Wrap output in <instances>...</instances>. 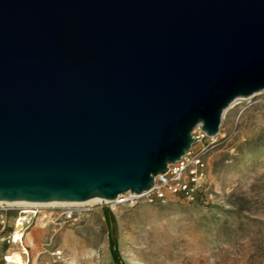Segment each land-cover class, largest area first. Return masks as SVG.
I'll return each instance as SVG.
<instances>
[{
	"label": "water",
	"instance_id": "1",
	"mask_svg": "<svg viewBox=\"0 0 264 264\" xmlns=\"http://www.w3.org/2000/svg\"><path fill=\"white\" fill-rule=\"evenodd\" d=\"M264 91V0H0V202L149 192Z\"/></svg>",
	"mask_w": 264,
	"mask_h": 264
},
{
	"label": "rangeland",
	"instance_id": "2",
	"mask_svg": "<svg viewBox=\"0 0 264 264\" xmlns=\"http://www.w3.org/2000/svg\"><path fill=\"white\" fill-rule=\"evenodd\" d=\"M204 161V203H84L71 220L68 205H11L0 264L16 252L24 264H264V91L224 112Z\"/></svg>",
	"mask_w": 264,
	"mask_h": 264
},
{
	"label": "built area",
	"instance_id": "3",
	"mask_svg": "<svg viewBox=\"0 0 264 264\" xmlns=\"http://www.w3.org/2000/svg\"><path fill=\"white\" fill-rule=\"evenodd\" d=\"M192 135L195 139V143L191 150L174 165H171L165 175H160L155 179V185L151 191L141 195L128 193L118 197L114 203H125L136 199H141L149 203L157 201L165 202L169 197H179L189 203H204L207 201L208 174L204 155L209 146L217 143L221 135V129L220 133L215 138H209L200 127H197ZM10 206L11 205L8 204L0 205V221L4 226L6 225L7 217L11 210ZM68 206L69 207H66L63 213L60 214V217L71 220L74 212L71 210V205ZM33 213L36 214V212ZM12 242H15L14 235L12 237ZM19 242H21V240ZM24 252H26V250H24ZM56 255L59 257L61 253L58 252ZM7 264L9 263L7 262Z\"/></svg>",
	"mask_w": 264,
	"mask_h": 264
},
{
	"label": "bare ground",
	"instance_id": "4",
	"mask_svg": "<svg viewBox=\"0 0 264 264\" xmlns=\"http://www.w3.org/2000/svg\"><path fill=\"white\" fill-rule=\"evenodd\" d=\"M108 202V201H103L101 199H94L91 201L86 202V204L89 203H96V202ZM3 203L0 202V205H2ZM84 203H46V204H39V203H25V202H18V203H8V205H12V206H27V207H31V206H57V205H61V206H67V205H71V206H78V205H83ZM24 220V218L20 219L18 224H17V228L20 229V227L22 226V221ZM3 227V225L1 226ZM1 230V228H0ZM20 232L17 231L15 233V241L18 240L19 238V234ZM9 262L12 264H24V262L22 261V257L19 253H14L11 257L8 258Z\"/></svg>",
	"mask_w": 264,
	"mask_h": 264
},
{
	"label": "crops",
	"instance_id": "5",
	"mask_svg": "<svg viewBox=\"0 0 264 264\" xmlns=\"http://www.w3.org/2000/svg\"><path fill=\"white\" fill-rule=\"evenodd\" d=\"M1 226H2V224H1V221H0V228H1V230H0V237L3 235V233H4L5 229H6V226H4V225H3V227H1Z\"/></svg>",
	"mask_w": 264,
	"mask_h": 264
}]
</instances>
